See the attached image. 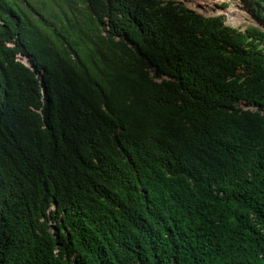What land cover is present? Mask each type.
<instances>
[{"label": "trees", "instance_id": "trees-1", "mask_svg": "<svg viewBox=\"0 0 264 264\" xmlns=\"http://www.w3.org/2000/svg\"><path fill=\"white\" fill-rule=\"evenodd\" d=\"M0 264H264V30L0 0Z\"/></svg>", "mask_w": 264, "mask_h": 264}, {"label": "rangeland", "instance_id": "rangeland-1", "mask_svg": "<svg viewBox=\"0 0 264 264\" xmlns=\"http://www.w3.org/2000/svg\"><path fill=\"white\" fill-rule=\"evenodd\" d=\"M177 3L183 4L191 9L196 10L206 16L222 15L225 19V24L232 27L244 30L246 28L259 27L264 29L262 21L254 15L251 6L244 0H175ZM244 1V2H243ZM238 10L248 13L251 18L236 22L230 12H235L238 15H242ZM24 62H28L27 57L24 58ZM244 108L252 107L247 105L244 101L240 102ZM54 225V222H52Z\"/></svg>", "mask_w": 264, "mask_h": 264}, {"label": "clouds", "instance_id": "clouds-1", "mask_svg": "<svg viewBox=\"0 0 264 264\" xmlns=\"http://www.w3.org/2000/svg\"><path fill=\"white\" fill-rule=\"evenodd\" d=\"M244 2V1H243ZM194 10V9H193ZM253 11V10H252ZM200 13V12H199ZM254 13V12H253ZM255 15V14H254ZM262 25H264L263 23H262ZM264 30V29H263ZM25 63H27V62H25ZM165 77H169L168 75L166 76V75H164ZM241 101H244L247 105H249L245 100H241ZM240 101V102H241ZM249 106H252L251 108H253V105H249ZM243 107V106H242ZM247 108H250V107H247ZM57 208V205H54V206H52L51 208H50V210H53V209H56ZM52 222L53 221H51L50 223H51V227H52V230H55V223H54V225L52 224Z\"/></svg>", "mask_w": 264, "mask_h": 264}, {"label": "bare ground", "instance_id": "bare-ground-1", "mask_svg": "<svg viewBox=\"0 0 264 264\" xmlns=\"http://www.w3.org/2000/svg\"><path fill=\"white\" fill-rule=\"evenodd\" d=\"M234 14V13H233Z\"/></svg>", "mask_w": 264, "mask_h": 264}]
</instances>
